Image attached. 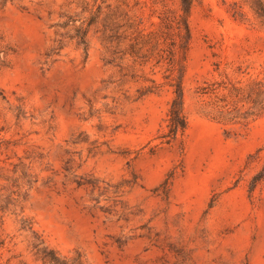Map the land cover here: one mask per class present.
Masks as SVG:
<instances>
[{
  "label": "rangeland",
  "instance_id": "1",
  "mask_svg": "<svg viewBox=\"0 0 264 264\" xmlns=\"http://www.w3.org/2000/svg\"><path fill=\"white\" fill-rule=\"evenodd\" d=\"M234 3L248 22L228 12ZM178 10L177 0H0V264H43L36 245L70 263L264 264V181L251 190L264 116L219 123L203 93L238 67L264 71V29L244 0H199L188 127L161 145L174 93L158 63L169 42L159 16ZM143 29L159 37L143 41Z\"/></svg>",
  "mask_w": 264,
  "mask_h": 264
},
{
  "label": "trees",
  "instance_id": "2",
  "mask_svg": "<svg viewBox=\"0 0 264 264\" xmlns=\"http://www.w3.org/2000/svg\"><path fill=\"white\" fill-rule=\"evenodd\" d=\"M179 10L177 12H165L159 16V33L163 37L164 43L168 42V49L164 50L158 63L161 61L167 65V75L164 77L167 85L173 89L174 98L167 114V126L165 132L158 139L161 145L171 144L179 135H183L188 127V121L184 113V89L183 79L186 72L187 55L192 40L190 29V15L192 9L198 4L199 0H177ZM251 5L255 17L260 21L261 27L264 29V3L262 0H244ZM138 4V3H137ZM231 16L240 22H248L246 14L242 7L233 4L232 10L228 11ZM143 29L137 34L142 35L147 40H156L159 37L158 32L150 31L143 34ZM140 37V36H139ZM138 38H134L130 44L131 53L134 52L139 44ZM167 44V43H166ZM234 73L237 75L235 80L220 83H213L204 88L205 94L215 95L217 99V109L219 111L214 119L222 124H240L247 128L255 119L264 116V71L256 77L250 72L238 67ZM159 86H154L147 90L146 93L156 91ZM222 95H219V94ZM237 103H243L239 108ZM248 105L246 111L242 112V108ZM260 181H264V171L254 177L251 190L255 189ZM3 243L0 242V247ZM37 254L43 264H83L82 262H68L57 256L55 251L49 250L47 247L39 248L35 246Z\"/></svg>",
  "mask_w": 264,
  "mask_h": 264
}]
</instances>
